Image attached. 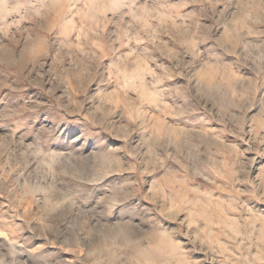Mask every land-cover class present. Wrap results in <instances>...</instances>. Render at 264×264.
<instances>
[{"label": "rangeland", "instance_id": "obj_1", "mask_svg": "<svg viewBox=\"0 0 264 264\" xmlns=\"http://www.w3.org/2000/svg\"><path fill=\"white\" fill-rule=\"evenodd\" d=\"M0 264H264V0H0Z\"/></svg>", "mask_w": 264, "mask_h": 264}]
</instances>
